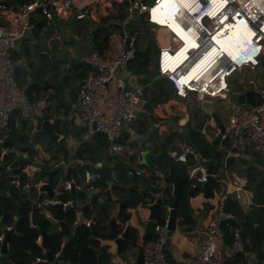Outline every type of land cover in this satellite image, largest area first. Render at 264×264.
I'll list each match as a JSON object with an SVG mask.
<instances>
[{
    "label": "built area",
    "instance_id": "built-area-1",
    "mask_svg": "<svg viewBox=\"0 0 264 264\" xmlns=\"http://www.w3.org/2000/svg\"><path fill=\"white\" fill-rule=\"evenodd\" d=\"M107 2L116 4L127 2V5L120 16L108 22L106 47L103 50L94 49L81 61L82 64L90 68L78 87L75 106V112L80 115L85 129L84 139L102 133L109 142L110 152L116 156L124 148L120 141L124 124L133 122L137 111L144 109L146 101L143 98V86L138 84V77L136 76L135 79L136 87L132 88L120 75L122 71L129 73V63L137 55L143 29L132 18L133 13L137 12L141 16V21L154 25L155 42L159 50L157 71L160 76L171 81L176 95L180 99H188L190 94H198L212 98L213 101L216 99L225 101L223 107L227 118L220 142L229 140L230 147L223 148L224 160L228 156L240 157V154L246 150H250L264 159V83H259L257 79L249 77L245 73L247 70H254L262 62L259 57L264 47V0H193L190 8L185 6V11L178 10L175 21L181 31L192 34L196 39V44L201 48L196 51L191 50L188 61L174 69L163 61L162 55L165 52L174 54L178 46H183V40L176 36L178 34L170 26L166 24L160 26L154 22L152 11L159 0H133L132 2L130 0H80L78 6L73 3V0H59V2L31 0L29 3L21 5L17 10L0 6L3 15V20L0 22V158L3 155H21L22 159L21 163L14 168L11 167L13 162L6 165V169L13 175L12 178H15L11 179L10 184L15 189L24 188L26 193L29 192L30 186L21 185L18 178L23 172L28 173L38 168L36 162H40L42 157L36 153L30 158L31 147L28 144L26 145L29 148L24 152L16 149L15 144L13 146L6 144V133L10 128L13 112L20 108L21 100H24L25 107L28 106L26 98H22L23 94L16 84L15 69L17 64L11 57L12 51L31 32V20L36 10H40L41 14L50 20L52 4L56 5L58 12L68 13L77 8L79 13L76 18L82 19L86 17V14L80 11L87 5L99 3L105 6L108 4ZM93 10L94 7L90 13H93ZM188 10H192V12L188 13ZM221 10L223 11L219 13ZM241 19L246 20L253 33L248 48L253 57L249 55L247 58L234 61L230 56H219L217 59L220 61L217 60L216 65L221 64V68L217 69L215 65L202 80L196 82V88L200 86L201 90H194L187 84L188 82H182L183 75L190 70L198 58L213 53L216 44L215 37H220V31L224 28L227 30V26ZM213 63H215V59H213ZM115 70H118L117 75H115ZM235 72H242L240 77L247 82L248 86L244 87L260 96L261 101L258 104H241L225 98V92L229 91L228 78ZM202 88L209 90L203 92ZM165 105L157 104L153 111L163 116L167 110ZM26 109H28L25 111L26 114L33 116L29 107ZM33 124H36L35 120H33ZM191 150L190 146H184L181 152H172L171 156L178 162H185L186 154ZM141 154L142 152L135 163L136 167L140 169L134 170V174L139 176L144 172ZM45 157L50 163L54 162L51 155L45 154ZM77 161L80 163L79 160ZM153 168L157 169L158 164H155ZM188 173L190 179L201 184L207 181L208 175L216 177L211 197L214 215L201 230L192 256L183 260L182 264H230V260L237 256L243 257L244 260L241 264H253L256 253L246 249L241 224L234 226L232 242L225 243L224 228L235 222V216L224 210V204L229 196L240 197V192L244 190L243 181L235 179L237 186L231 190L224 179H219V174L215 169H209L205 173L204 168L194 167ZM153 174L155 180L152 186L163 187V190H166L164 176L159 172ZM96 176L100 178L98 173ZM84 178L88 188L96 190L91 183L94 180L93 175L89 171H85ZM74 184V179L68 178L63 183L62 190L70 192ZM35 186L38 187V185ZM54 193L59 194V191ZM53 202L54 200L50 198L37 204L47 207ZM167 222L168 219L165 218L164 222L157 226L156 238L143 243L141 247L142 264H170L164 250ZM86 225L90 226L91 222H86ZM40 240L41 236H38L36 241L40 242ZM37 262H47V259L36 258Z\"/></svg>",
    "mask_w": 264,
    "mask_h": 264
},
{
    "label": "trees",
    "instance_id": "trees-1",
    "mask_svg": "<svg viewBox=\"0 0 264 264\" xmlns=\"http://www.w3.org/2000/svg\"><path fill=\"white\" fill-rule=\"evenodd\" d=\"M1 1L7 4L6 7L8 9L17 10L21 5L29 3L31 0ZM121 5L119 6L120 9L124 8L127 2ZM35 12V16L31 20L32 31L34 35L39 36L47 20L40 10H36ZM138 25L144 28V32L145 30L147 32L150 31L149 29H152L154 26L146 21H141ZM94 44L97 49L103 50L106 47L107 38H102L97 33ZM158 52V46L153 41L145 46H140L139 44L137 55L128 66L130 73L141 77L143 98L152 106L167 102L170 99L179 98L174 91L171 81L160 76L157 71L155 59ZM26 57L29 60L28 69L26 70L19 66L15 69V80L18 88L23 91L31 107H33L40 103L45 84L48 82L53 85V93L47 95L45 105L42 107L43 116L54 120L55 131L57 128H60V134L65 138L72 134L75 135L77 141L79 140L80 142L73 157L91 162L92 164L100 163L101 167L98 168L100 180L111 183V190L115 195V200L108 201L105 200V190L101 182L96 180L91 181L92 185L100 190L91 197V204L93 206V211L91 212L96 217L93 227L97 232L106 233L111 214L117 204H127L128 207L137 209L144 202L141 198L143 194L139 192L143 181L141 178L135 176L131 178L129 167L130 164H134L138 154L136 152L133 155H123L118 158L119 156H113L108 153L109 142L102 133H97L88 139H83V130L73 131V126L70 124L68 115L72 109L73 102L77 98L78 86L90 71L88 66L70 60L68 61L69 67L63 72L61 64L53 65L45 54H40L39 57L33 59L29 51ZM66 94H69V98L66 97ZM17 115H19V112L15 110L13 117ZM196 117H191L184 125L179 126L177 130L167 132L163 140L165 142L164 146H160L161 141L159 139L153 140L155 143L153 151L160 154L157 164L162 175L172 174L179 180L188 179V181H182L179 184V195L176 199L175 210L178 215L184 217L181 221L182 224L192 226L195 225V221L189 214L187 198L196 196L201 192V189L197 187L196 180L188 177V167L195 163L196 154H200L206 159L215 158L217 162L216 167H219L225 157L223 148L230 147L229 140L221 142L220 148H216L212 144L206 132L211 127L205 130L204 133L194 130L191 126V120L196 119ZM19 123V127L12 125L9 128L6 133V139L15 145L31 143L30 158L37 153L35 144H40L44 151H49L52 156L62 153L58 149L57 144L42 133H39L34 140H31L33 125L28 124L27 120L23 118H20ZM185 138H189L193 145V150L186 154L185 162H178L171 157V153L174 151L180 152L181 148L177 143L185 142ZM246 154L257 162H261V158L253 152L246 151ZM11 162H13V155L2 156L0 158L1 222L5 227L15 225V229L19 233L18 235H11L8 241L10 264H39L32 263L31 257L48 259V253L56 256L61 251L65 238L70 240L64 251V260L57 264H66L67 262L68 264H96L97 255L92 247L94 245L98 246V240L93 237L92 228L86 227V225L73 227V223L76 221L75 210H65L58 205L49 206L48 210L52 218L61 222V233L49 236L48 253H43V247L38 246L36 240L42 233L49 232L50 223L41 210L35 209L32 211L33 208L30 200L37 199L36 191L30 189L27 194L24 191L20 193L15 191L11 196L5 195V192L10 189L5 170L6 165ZM49 170H51L49 166L42 165L39 175H46ZM112 172H115V177L112 176ZM83 175L84 168L81 166H77L72 171L71 176L75 179L77 189H75L73 195L61 190L60 201L64 203L68 200H74L79 204L87 202V188L82 186V182L80 181ZM58 176L57 173L50 177L49 184L52 190L58 185L57 182L59 183ZM37 178L38 176L35 177V179ZM151 179L153 180V178ZM242 181L244 189L251 194V203L247 208H244L235 196H229L225 201L224 210L235 216V222L230 223L229 226L224 228L225 243L230 244L232 242V230L234 226L241 224L246 249L258 253L260 264H264V175L256 167L249 166L242 175ZM169 190L170 188H166V191L162 195L164 201H167L164 199L165 197L168 199L172 197ZM149 199L153 202L155 197L151 196ZM126 208L125 206L120 208L119 219L122 224L126 223L131 217ZM159 214L160 223H163L166 218V209L163 205L159 209ZM17 216L19 217L18 222L14 224ZM32 218L35 221L34 226L32 225ZM256 227H258L259 239L255 236ZM121 229V226H117L118 233L121 232ZM154 238L156 236H151L147 238V241ZM137 240V230L130 228L125 238V244L127 246L135 245ZM243 260V257L237 256L232 258L231 264H241Z\"/></svg>",
    "mask_w": 264,
    "mask_h": 264
},
{
    "label": "crops",
    "instance_id": "crops-1",
    "mask_svg": "<svg viewBox=\"0 0 264 264\" xmlns=\"http://www.w3.org/2000/svg\"><path fill=\"white\" fill-rule=\"evenodd\" d=\"M55 1L59 2V0H55ZM79 2H80V0H73V3L77 6L79 5ZM120 5L121 4H116L114 2L108 3L105 6H102L99 3H96L94 5H87L85 8H83L80 11V12H84L86 14V17L82 18V19H77L76 15L79 13V10H77V8H75L74 10H72L68 13L67 12L65 13L63 11L58 12L56 5L52 4L50 6V12L52 13V18L50 20L46 19L47 21L43 26L45 28H42V31L39 33L40 35L39 36L34 35L33 31L31 30V32H29L26 35V37L18 44L16 49H14L12 51L11 57H12L13 61L17 64V66L27 70L28 69V63H29V60L26 57L27 52L30 51V53L33 56V59L36 57H39L40 54H45L46 56L49 57V55L47 53H45L42 48L51 49L53 47L52 52L55 53L56 55H58V56L67 55L68 61L72 60V62L82 63L81 62L82 58L94 50L89 43V37L91 35L93 36V43H94L95 35L97 33L100 34L102 38L107 37V28H108L107 24H108V22L112 19H116L118 16H120V13H122L124 11V8H122V9L119 8ZM93 7H94L93 13H90V11H92ZM35 13H34V16H35ZM0 16L2 18L0 20V22H1L3 20V15H2L1 10H0ZM68 20L81 21V22L85 23L86 27L79 29V32H77V33H72V30H76V29H72V28H70L71 27L70 25L66 24ZM149 30L151 32V35L153 36V38H150V37L149 38L151 41L154 42V44H156V42H155L156 31H153V28L149 29ZM153 32H154V34H153ZM148 34H150V33H148ZM144 36H145V33H144V28H143L141 30L140 38H143ZM42 39L45 41H44L42 46H39L38 42ZM70 39H72L75 43L82 41L81 43L84 46L82 48L83 51L81 53H79V51H77V49L75 47H73L74 44H72V43L69 45L67 44L70 41ZM250 41L248 42V45L250 44ZM95 49H97L96 46H95ZM242 49L240 51H242ZM74 55H77L78 60L69 59V56L74 57ZM156 56L157 57L155 59V65L157 67L158 54ZM247 56H248V54H247ZM250 56L253 57L252 54H250ZM259 59L261 61H264V47H263L262 54L259 57ZM68 67L69 66H68V62H67L66 69ZM237 73L240 75L239 72H236L234 74H237ZM245 73L248 74L249 77H253L254 79H257L259 81V83H261V84L264 83V67L261 66V64L256 66L254 70H247ZM239 75L236 76V75L232 74L228 78L229 91L238 92L241 90V87H244L245 85L247 86V82L243 81ZM137 77H138V84H140L142 86L141 77L140 76H137ZM236 77L237 78L240 77V78L237 79V81H236L235 80ZM20 91L23 94L22 98H26L23 91L22 90H20ZM48 91H49V93L46 92V94H45V97H44L45 99L43 100V104L46 101L47 95L53 93V90H48ZM70 92L72 93L71 90H70ZM67 98H69V94H68ZM200 98H207V97L204 95L199 96L198 94H190L188 99H184L185 102L183 104L178 103V100H181L180 98L170 99L167 102L163 103V104H166L165 108L167 109L163 116H161L159 113L157 114L155 111H153V109L155 108V106H157V104L154 106L151 105L152 113H153L154 117L157 119V121L152 116H150V113L146 109H142V110L137 111L134 121L131 123L124 124V126L122 128L120 141L123 143L124 148L116 156L117 157L119 156L118 158H120L123 155H133L134 153L137 152V154H138L137 159H138L140 156V153L142 152V154H143V152L146 150L150 151L153 155H157L158 153L153 151V148L155 146V143L153 140L159 139L161 141L160 146H164L165 142L163 140H164L167 132H169L171 130H177L179 126L184 125L188 120L191 119V117H192L191 113H192V111L196 112L195 104L198 103L199 100H201ZM26 100H27V98H26ZM26 102H27L28 106L25 107L24 100H21L20 108H18L16 110L19 112V115H17L16 117L15 116L12 117L10 127L12 125L19 127L20 118H23V119L27 120L28 124L33 125V130H32V133H33L34 130L38 129L37 125L33 124V120L37 121V118L33 112L32 107L30 106V103L28 102V100ZM76 102H77V98L73 102V106H72L71 111L69 112L68 118L70 119L72 116L74 118L73 123H70L73 126V131L83 130V135H84L85 129H84L83 124L81 122L80 115L75 112ZM224 103H225V101H224ZM158 104H161V103H158ZM192 104H194L193 105L194 108L188 109V107H190V105H192ZM27 107H29L30 111L33 113V116H31L28 113L26 114L25 111L28 110V109H26ZM217 108L220 110L219 112H220L223 123L226 124L227 115H226V112L224 110V107L223 106L218 107V105H217ZM178 112L180 114H178ZM173 120L175 121V123L172 122ZM197 121H198V117H196V119H192L191 120V126L193 127L194 124L197 123ZM209 127H211L210 129L215 130V135H216L217 134V128L215 127V125L213 124L212 121H209L206 124V127H204L201 132L204 133L205 130H207ZM210 129H208L206 132H207L209 139L212 140L213 138H215V135L214 136L210 135V132H209ZM32 133H31V136H32ZM59 135H60L59 138L64 137L62 134H59ZM83 135H82V138L84 139ZM79 142L80 141L79 140L77 141L75 135H73V134L66 137L65 145H66V149L68 151V160L67 161L65 160V156L62 153L61 154H54V156H52L49 151L48 152L44 151L43 147L41 146L44 156L41 155L42 156L40 159L41 161L38 163L36 162V165L38 167H42V165H45V166H49L50 169H52L53 167H58L60 169L57 171V173H59L58 174L59 175L58 176L59 177L58 178L59 183L57 182L58 185L54 188L52 197H49L46 194V192L39 190V186L44 184V178L46 175L42 174L40 176L39 175L40 173H38L35 176V177L38 176L37 179L31 178L29 176L27 178H25L24 185L25 184L29 185V186H31V189H34L36 191L38 200L43 201L45 199H50V198L53 199L54 202L49 206L57 205V204L58 205L59 204L66 205L68 203H71L70 201H74V200H68L67 202L63 203L59 199L60 198L59 196L61 194L60 191L62 190V188H59V187H62L61 185H63V183L68 179L66 177V175L68 174V170L70 171L69 178L74 179L73 176H71V174H72V171L77 166H81L82 168H84V174H85V171H89L92 175H93V173L88 168H86V166H95L97 168L101 167L100 163L92 164L91 162H87V161H84L82 159H77V158L73 157L75 150L79 145ZM28 145L30 147H32L31 143H29ZM37 145L38 144H35V147ZM177 145L181 148V150H180V152H181L182 148L185 146V142H178ZM190 148L193 150V145L191 144V142H190ZM35 150H36V148H35ZM246 151L244 152L245 154H246ZM248 151H250V150H248ZM174 152H177V151H174ZM37 153L39 154L38 151H37ZM108 153L110 155H113L110 152V145L108 147ZM45 154H49V156L51 155L54 162L50 163L49 160L45 157ZM142 154H141V160H142ZM254 154H256V153H254ZM256 155L259 156L258 154H256ZM247 156H249V155H247ZM260 158H261V162L260 161L257 162L256 160H254L251 157V160L246 159L248 161L246 165L240 163L241 165L245 166V168H242V171H238V172L234 171L231 175H229V174L227 175L225 173L223 177L225 178L224 180L226 181L228 187L231 190L234 187H236L237 184H236L235 179H241L242 180L241 177L243 175V172H245L247 167H249V166L256 167L264 175V159L262 157H260ZM77 160H79L80 163H78ZM21 161H22V159L19 160V159L15 158V156H13V163L14 162L21 163ZM135 163H136V161L134 162V164L129 165L130 171H131L130 174H131V178H134V176H135L137 178L142 179L143 183L140 187V190L145 186V181H148L152 185V183L154 182V174L153 173H157V174H158V172L161 173L159 168H157V169L153 168L154 165L158 163V162H154V163H152V170L148 169L142 163L143 164L142 169L144 171L143 174L140 176L135 175L134 170L138 168V167H136ZM228 166L229 165H226L225 160L223 159V161L221 162V165L219 167L215 166L213 169H215L220 176L221 174H223V171H226V168ZM138 169H140V168H138ZM5 173H6V176L8 177V179L9 178L12 179L13 175L11 172H9L8 169L5 170ZM97 173H99V172L97 171L96 174ZM113 173H114V175H112V176L115 177V172H112V174ZM168 175H166V176H168ZM50 177L48 180H50ZM83 178H84V175H83ZM83 178H82L83 181L82 180H80V181L82 182V186L87 188L86 189V191H87V202L84 204L85 205L90 204L91 208L93 209V206L91 204V197L93 196V194L98 193L100 190L97 187H95L96 190L95 189L90 190L87 187V183L85 181V178L84 179ZM151 178H153V180ZM99 180H100V178H99ZM74 181H75V179H74ZM105 184L107 185V189H109L111 192V200L112 201L115 200V195L113 194V192L111 190V183L105 182ZM165 184L167 185V188H170L169 192L172 196L171 198L173 199L172 185L168 184L166 182H165ZM33 185L34 186L38 185V187L34 188ZM73 187H74V191H75V189H77L76 182H75ZM57 190L59 191V194L54 193ZM104 190L106 191L105 188H104ZM140 190H139V192H140ZM15 191H18L20 193L22 190H21V188L15 189L13 187V185L10 184V189L6 191L7 192L6 196H11L12 194H14ZM65 192H68V191H65ZM68 193L71 194V192H68ZM142 194L143 195L141 198L145 202V203L142 202V204H152L158 198L157 195H154L149 191H146ZM16 196H18V195H16ZM151 196L155 197V200L153 202H151L149 199ZM104 197L106 198V193H105ZM250 197H251V194L246 189H244L242 192H240V197H238V200L241 202V205L244 208H247L250 205V203H251ZM171 198L168 199L165 197L164 199L167 200V202H170L172 200ZM84 204L78 203L77 205L81 207V206H85ZM142 204H140L137 207V209H139ZM120 205L121 204H119V205L117 204V206L115 207V208H117V215L115 218L116 226H121V228H122L121 232L127 226H129L130 228H135L137 230V238H138L137 243L135 245H131V246H127L125 244L126 248H125L124 253L122 255H119L116 253V246L113 243L97 239L98 240V246L94 245L92 247L94 249V251L96 252V255H97V263L96 264H100V263L101 264H142L141 263V247H142L143 243L147 241V238H149L151 236H156V234H147L146 237L143 238L144 230L136 225V222L134 219V212L136 209H133L130 206L129 207L127 206L126 211L131 214V217L126 223L122 224V222L119 219V212H120V208L122 207ZM49 206H47L46 209H43L41 211L44 215H47V216L50 215V211L48 210ZM165 209H166V214H167L168 208H165ZM189 209L192 210V214H190V213L189 214L194 219L195 225L192 226L189 224H182L181 221L183 220L184 217L181 216L182 218L179 221V223L177 224V230L175 233H173V235L171 237L169 247L164 246L165 254L167 255L168 258H172L176 264H182L183 260L192 256L195 244L200 238L201 230L206 226L208 220L210 218H212L214 215V205L212 204V200H211V198H204L202 190L199 194L190 198ZM91 211H93V210L86 209L83 212L86 222H91V218L93 216ZM87 212H88V214H87ZM140 215H141L143 220H146L148 215H149V212L147 210L143 209L140 211ZM111 217H112V214H111ZM111 217H110V219H111ZM85 225H86V223H85ZM90 226L86 225V227H90ZM8 228L9 227H7V229ZM181 228H186V229L183 231V230H181ZM188 228H190V229H188ZM108 230H109V228H108ZM121 232L118 233V236H120ZM69 240L70 239L65 238L64 242L62 244L67 245ZM36 243L38 246H42L41 240H40V242L36 241ZM124 243H125V239H124ZM46 252H47V249L43 248V253H46ZM58 255H59V253L55 257H57ZM231 260H230V264H231ZM61 261H63V260H57L55 258L54 262H52L51 264H57L58 262H61ZM32 263H35V262L32 261ZM66 264H68V262Z\"/></svg>",
    "mask_w": 264,
    "mask_h": 264
},
{
    "label": "water",
    "instance_id": "water-1",
    "mask_svg": "<svg viewBox=\"0 0 264 264\" xmlns=\"http://www.w3.org/2000/svg\"><path fill=\"white\" fill-rule=\"evenodd\" d=\"M133 0H130V2H132ZM0 6H4L6 7L7 4L4 1L0 0ZM132 18L134 19L135 22L140 23L141 22V16L135 12L132 15ZM45 40H40L38 42L39 46H42ZM89 43L92 46L93 49H95V45L93 43V36L91 35L89 37ZM52 47V46H51ZM43 51L45 53H47L49 55V59L51 60L52 64H61V70L64 72L65 68H66V64L68 62L67 56H58L55 53L52 52V49H48V48H42ZM261 66L264 67V61L261 62ZM118 74V70H115V75ZM121 78L125 79L127 81V84L132 87L135 88L136 84H135V79H136V75L131 74L130 72L127 73L125 71L121 72ZM48 90H53V85L49 84L48 82L45 84V88L44 91L42 93L41 96V101L38 105L33 106V112L37 118L36 121V125L38 127V129L34 130L31 136V139L34 140L35 137L39 134L42 133L45 136H47L50 140H52L53 142H55L57 144L58 149L61 150L62 154L65 156V160H68V151L66 149V138L65 137H61L59 138V134L55 131L54 129V120L51 121V119L46 118L45 116H43L42 113V107L45 105V103L43 104V100L45 99V94ZM66 97H68V94H66ZM225 98L231 101H235L237 103H241V104H258L261 101V98L258 94H255L253 91H251L250 89H247L245 87H241V90L238 92H225ZM31 106V105H30ZM195 108H196V112L191 113L192 118L194 116L198 117V121L196 124H194L193 129L194 130H198V131H202L204 127H206V124L209 121H212L213 124L215 125V127L217 128V134L215 136V138H213L211 140L212 144H214L216 146V148H220V138L222 133L224 132L225 129V124L222 121L219 109L217 108L216 103L212 100V98H202L201 100H199L198 103L195 104ZM144 109H146L149 113L150 116H152L156 121L157 119L154 117L153 113H152V109H151V105L148 102H145L144 104ZM178 114H180L178 112ZM73 116L70 118V123H73ZM6 144L13 146V143H10L8 141H6ZM185 146L189 147L190 146V140L189 138H185ZM15 148L18 149L20 152H24L26 151L29 147L27 145H15ZM36 150L39 152L40 155H43V150L41 145H37ZM5 155H3L4 157ZM160 158V155H153L150 151L146 150L143 152L142 154V163L144 164V166H146L148 169L152 170V163L154 162H158ZM3 159V158H2ZM195 163L191 166L188 167V171H190L192 168L194 167H202L205 169V173H207L209 171V169L214 168L217 164L216 159L215 158H203L200 154H196L195 156ZM235 162H239L242 163L244 165L247 164V160L242 158V157H234V156H228L225 159V163L226 165H231L232 163ZM19 164V162H14L11 167L14 168L15 166H17ZM86 168H88L92 173H93V179L96 181L101 182V184L103 185V187L106 189L105 193H106V200L110 201L111 200V192L109 189H107V185L105 184V182L100 181L99 178H97V176L95 175L96 172L98 171V168L95 166H86ZM60 168L58 167H53L51 170L48 171V173L46 174L45 178H44V184H42L41 186H39V190L40 191H44L46 192V194L49 197L53 196V190L50 187L49 184V177L52 175L57 174V171ZM41 171V167L35 168L34 170L29 171L28 173L23 172L20 176H19V181L21 183V185L24 184V180L25 178H27L28 176L31 178H35V176L40 173ZM59 174V173H58ZM114 175V173L112 174ZM70 176V171L68 170V174L66 175L67 178H69ZM15 179V178H12ZM164 182L171 184L172 185V189H173V199L170 202L164 201L163 200V193L165 190H163V187H153L151 185V183H149L148 181H145V186L140 190V193H144L146 191L151 192L154 195H157L158 198L152 203V204H142L140 206L139 209H136L134 212V219L136 222V225L140 228H142L144 230V236L143 238L146 237L147 234H156V229L157 226L160 224V214H159V209L161 207V205L164 206V208H168L167 210V214H166V218L168 219L167 222V229H166V241H165V246L169 247L170 241H171V237L173 235V233L176 232L177 230V224L179 223V221L181 220V216L178 215L176 213L175 210V203H176V199L179 195V184L182 181H188V179H183V180H179L176 179L172 174H169L168 176H164L163 177ZM11 179H8V183H10ZM216 184V177L215 176H211L208 175L207 176V181L203 184L201 183H197V187H199L202 192H203V197L204 198H211L212 197V189ZM34 188H36V186L33 185ZM31 189V186H30ZM29 189V191H30ZM22 191L25 192V189L22 188ZM71 194L73 195L74 193V187L71 189ZM26 193V192H25ZM29 193V192H27ZM26 193V194H27ZM7 194V192H5V195ZM189 200L190 198H187V203L189 205ZM38 202H41V200L38 199H31L30 203L32 205V208L34 211L35 209H39V210H43L46 209L47 207H41L38 206ZM78 203L76 201H71V203H68L66 205H61V204H57L58 206L64 208L65 210H71L74 209L76 212V221L73 223V227H77L79 225H85L86 220L84 217L83 212L86 209H91V205L90 204H86L85 206H78ZM120 206H128L127 204H121ZM147 210L149 212V215L147 217L146 220H143L141 215H140V211L141 210ZM189 213L192 214V210L189 209ZM117 215V208H115L113 210L112 213V217L108 223V228L109 230L106 233H100L97 232L95 230V228L93 227L94 223L96 222V217L92 216L91 218V228H92V233H93V237L102 240V241H107V242H111L116 246V253L119 255H122L125 251V243H124V239L127 237L130 227L127 226L120 234V236H118V231H117V226H116V218ZM47 221L50 223V230L48 233H42L41 234V243H42V247L47 249L49 248V236L51 234H56V233H61V222L52 218L51 215H45ZM18 216L15 219L14 224H16L18 222ZM32 225H35V221L32 218ZM186 228H181V230H185ZM190 229V228H188ZM0 230H1V237H0V264H10V260L8 258V241L11 235H18L19 233L17 232V230L15 229V225L12 227H9L7 229V227L4 226V224L1 222V218H0ZM255 236L257 239H259V233H258V227H256L255 230ZM66 244H64L61 248V251L59 252V255L57 257L52 256L50 253H48L49 258L47 259V262H37L39 264H51L52 262H54L55 258L57 260H64V251L66 249ZM32 261L36 263V258L35 257H31ZM168 261L170 262V264H176L175 261L172 258H168ZM101 264V263H100ZM253 264H260V258H259V254L256 253L255 259Z\"/></svg>",
    "mask_w": 264,
    "mask_h": 264
},
{
    "label": "bare ground",
    "instance_id": "bare-ground-1",
    "mask_svg": "<svg viewBox=\"0 0 264 264\" xmlns=\"http://www.w3.org/2000/svg\"><path fill=\"white\" fill-rule=\"evenodd\" d=\"M192 2L193 0H159V2L157 3L158 5L155 4V7L152 11V18L156 24L160 26H165V24L170 26L175 30L176 34H178L176 36L180 40H183V46H178L174 54L165 52L162 55L163 61L166 62V64L170 65V68L172 69L180 66V64L184 62H187L191 56L189 55V52H191V50L196 51L198 50V48H201L200 45L196 44L195 37H193L189 32L183 33L180 29V26L175 21L178 10L181 9L182 11H185V6L187 8H190ZM222 11L223 10H221L219 13H221ZM190 12H192V10H188V13ZM226 28L227 30H225L224 28L220 31V37H215L216 44L213 49V53H208L207 56H201L200 58H198L191 66L190 70L187 71L185 75H183L181 81L188 82L187 84L192 87V89L201 90L200 86L196 88V82L202 80V78H204V76L209 73V70L213 68L216 63H218V61H220V59H217L219 56H230L234 61H238L240 59L247 58V54L248 56L250 55V50L248 49L250 44L248 45V42L252 39L253 33L248 27L246 20L241 19L236 23L227 26ZM241 49L242 51H240ZM213 59H215V63L212 64ZM216 68L220 69L221 64L216 65ZM202 90L203 92H206L209 89L202 88Z\"/></svg>",
    "mask_w": 264,
    "mask_h": 264
},
{
    "label": "rangeland",
    "instance_id": "rangeland-1",
    "mask_svg": "<svg viewBox=\"0 0 264 264\" xmlns=\"http://www.w3.org/2000/svg\"><path fill=\"white\" fill-rule=\"evenodd\" d=\"M149 1V0H148ZM2 18H1V16H0V20H1ZM66 23V22H65ZM67 25H70L71 27L70 28H72V29H76V30H72V33H77V32H79V29H82V28H84V27H86V25H85V23H83V22H81V21H75V20H68L67 21V23H66ZM154 28V27H153ZM155 29V28H154ZM153 31H156V30H153ZM82 33V32H81ZM145 36L143 37V38H140V40H139V43H138V45L140 44V46L141 45H143V46H145V45H148V43H151V40H150V38H153V36L151 35V32L150 31H148V33H150V34H148L147 33V31L145 30ZM153 34H154V32H153ZM150 37V38H149ZM82 41H79V42H74L72 39H70V41L67 43L68 45L69 44H74V46L73 47H75L76 49H77V51H79V53H81L82 51H83V44L81 43ZM67 56V55H66ZM75 57V58H74ZM74 57H72V56H69V59H74V60H78V57H77V55H74ZM66 69V68H65ZM246 72V71H245ZM236 73V72H235ZM240 73V75L237 73V74H234L233 73V75H239V76H241V74H242V72H239ZM240 77H236V81H237V79H239ZM234 80V81H235ZM47 93H49V91H47ZM185 101H184V99H181V100H178V103L180 104V103H184ZM215 103L218 105V107H222L223 106V104H224V100H221V99H216L215 100ZM193 105L194 104H192V105H190V107H188V109H193L194 107H193ZM220 111V110H219ZM173 123H175V121L173 120L172 121ZM56 127V126H55ZM56 132L58 133V134H60V128H57L56 129ZM209 132H210V135H212V136H214L215 135V130H213V129H210L209 130ZM216 136V135H215ZM15 156V158H17V159H19V160H21V155H14ZM240 157H242V158H244V159H248V160H251V157L250 156H247L245 153H243V154H240ZM242 168H245V166H243V165H241L240 163H238V162H236V163H233L232 165H229L227 168H226V171H223V174H221L220 176H219V179H225L223 176H224V174L226 173L227 175L229 174V175H231L234 171H242ZM244 173V172H243ZM242 178V177H241Z\"/></svg>",
    "mask_w": 264,
    "mask_h": 264
}]
</instances>
